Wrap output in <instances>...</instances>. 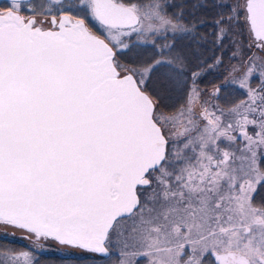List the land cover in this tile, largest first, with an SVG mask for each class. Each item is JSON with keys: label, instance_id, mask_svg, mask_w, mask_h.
I'll list each match as a JSON object with an SVG mask.
<instances>
[{"label": "snow or ice", "instance_id": "obj_1", "mask_svg": "<svg viewBox=\"0 0 264 264\" xmlns=\"http://www.w3.org/2000/svg\"><path fill=\"white\" fill-rule=\"evenodd\" d=\"M0 240L264 264V0H3Z\"/></svg>", "mask_w": 264, "mask_h": 264}, {"label": "trees", "instance_id": "obj_2", "mask_svg": "<svg viewBox=\"0 0 264 264\" xmlns=\"http://www.w3.org/2000/svg\"><path fill=\"white\" fill-rule=\"evenodd\" d=\"M226 63H227V60H226ZM223 76H224V73L219 78H216L214 73L209 74L207 77H205V82L202 85L210 86V85L219 83V81H221ZM223 91L225 90H222V92ZM4 242L6 241L0 240V243H4ZM26 244H27L26 242L20 239H17L13 243L12 246L18 249H23ZM144 263H145V260H142V259L139 260V264H144ZM41 264H92V262L86 259H81L77 261V258L75 257V255L71 259H69L66 256H64L62 253L47 252L41 257Z\"/></svg>", "mask_w": 264, "mask_h": 264}, {"label": "rangeland", "instance_id": "obj_3", "mask_svg": "<svg viewBox=\"0 0 264 264\" xmlns=\"http://www.w3.org/2000/svg\"><path fill=\"white\" fill-rule=\"evenodd\" d=\"M227 75V73H224V76H226ZM224 76H223V78H224ZM223 78L221 79V81H219V83H216V84H213V85H210V86H205V85H202L201 84V87L202 88H207L209 91H211L212 89H213V86L214 85H218V84H220L221 82H222V80H223ZM21 234H19V233H17V236H20ZM21 240V239H20ZM22 241H24V242H26L27 244H28V241L27 240H22ZM49 252H57V253H61L59 250H57V249H52V250H50ZM144 264H146V261H145V263Z\"/></svg>", "mask_w": 264, "mask_h": 264}, {"label": "flooded vegetation", "instance_id": "obj_4", "mask_svg": "<svg viewBox=\"0 0 264 264\" xmlns=\"http://www.w3.org/2000/svg\"><path fill=\"white\" fill-rule=\"evenodd\" d=\"M0 6H3V0H0Z\"/></svg>", "mask_w": 264, "mask_h": 264}]
</instances>
